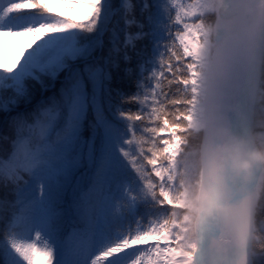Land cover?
<instances>
[{"label": "snow or ice", "instance_id": "obj_1", "mask_svg": "<svg viewBox=\"0 0 264 264\" xmlns=\"http://www.w3.org/2000/svg\"><path fill=\"white\" fill-rule=\"evenodd\" d=\"M156 7L145 32L124 0L126 26L140 31L121 48L112 0H0V112L29 102L32 81L47 90L67 73L59 98L12 116L0 135V187L14 197L0 198V264H264V192L253 207L228 154L197 160L189 149L216 0ZM255 7L264 12V0ZM110 30L101 65L94 53ZM145 36L155 57L128 98L140 107L113 111L109 69ZM11 37H30L18 57Z\"/></svg>", "mask_w": 264, "mask_h": 264}, {"label": "clouds", "instance_id": "obj_2", "mask_svg": "<svg viewBox=\"0 0 264 264\" xmlns=\"http://www.w3.org/2000/svg\"><path fill=\"white\" fill-rule=\"evenodd\" d=\"M255 3L216 0L207 15L208 49L189 133L195 159L213 148L230 156L253 207L264 192V12Z\"/></svg>", "mask_w": 264, "mask_h": 264}, {"label": "trees", "instance_id": "obj_3", "mask_svg": "<svg viewBox=\"0 0 264 264\" xmlns=\"http://www.w3.org/2000/svg\"><path fill=\"white\" fill-rule=\"evenodd\" d=\"M121 0H116V3L114 4V8L118 10V14L122 15V20L119 23V25L113 26V22L110 25V29L114 27L116 29L117 34L119 33V38L122 37L121 32L127 31L129 35H133L134 31H140V29L136 25L132 26H126L125 20H124V13L123 8H119ZM130 3L133 5V12L132 15H134L135 19H137L140 15V0H130ZM145 25L144 31H148L147 22L143 23ZM90 35V34H86ZM119 47L123 48V42L121 39ZM155 41L148 36H145L139 40H136L134 42V47L129 46L126 51L127 55L130 57V59L125 60L124 59V53L121 52L119 56L117 57V66L112 67L109 69L110 73V81H108V87L111 94V105L112 110L115 111L116 108H121L122 110H131L133 113H135L139 109V105L136 102H130L128 101L129 97L134 96L138 91H141V89L138 87L140 81L143 79V75H146L144 72L142 75L141 69H146L149 65V62L147 59L150 57L151 60L155 57V51H154V44ZM166 42V41H165ZM103 44L104 47L99 49V55L98 59H100V64L103 65L104 59H107L109 56V52L112 49L113 45L111 42V30L105 34L103 37ZM150 60V61H151ZM64 77H62V74L60 75V79L55 81L54 87H49L47 90H42V87L39 83L32 81L29 85V91L31 93V99L27 104L19 106L16 109H14L11 113L5 114L3 112H0V135H8L9 134V123L12 116L17 114H25V115H31L32 113L36 112L38 109V106L40 105L41 101H44L45 103L49 101L50 97L55 96L56 98H59L60 95V89L64 82ZM44 83L46 85H51L53 82L49 79H45ZM182 87V86H180ZM175 86H173V89ZM168 107H175V108H182V105H176ZM108 108V103H105V109ZM106 115H109V113L106 111ZM110 119H113L114 117L109 115ZM94 117L90 113L88 116L89 122L93 121ZM136 124H139L140 122H135ZM85 137H89L91 135V130L87 128L85 130ZM150 167V166H149ZM131 170V169H130ZM7 192V196L9 200H12L14 197L11 194L10 190H6L3 187H0V198H3ZM145 207L141 206L139 209V212L141 215L145 213ZM147 219V217H145ZM82 226V225H77ZM71 229V227L67 228V233ZM262 237H264V233H260ZM257 251H259V241H257Z\"/></svg>", "mask_w": 264, "mask_h": 264}, {"label": "rangeland", "instance_id": "obj_4", "mask_svg": "<svg viewBox=\"0 0 264 264\" xmlns=\"http://www.w3.org/2000/svg\"><path fill=\"white\" fill-rule=\"evenodd\" d=\"M163 2V0H152V6H153V11H151V12H149V13H145L144 15H141V17L140 18H138V23H141V24H143L145 21H147V18H148V15L149 14H156L158 11H160V9H158L157 7H156V5L157 4H161ZM112 3H113V5L116 3V0H112ZM144 3V2H143ZM123 4H124V0H122V2L119 4V8L121 9V8H123ZM142 6H143V4H142ZM142 6H141V8H142ZM54 10L55 11H60V12H63V10L62 9H60L58 6H54ZM65 15H68L67 13H64ZM121 20H122V15H119V16H117L116 15V17H115V19L112 21L113 22V26H116V25H119V23L121 22ZM123 32H121V34H122V37L121 38H119V33L117 34L118 35V38L119 39H121L122 40V42L125 40V37H126V35H129L128 34V32L127 31H124V27H123ZM139 32V31H138ZM136 34V33H135ZM134 34V35H135ZM22 40H23V38H20V37H11V38H5V43H6V46H7V49H8V55L9 56H12V57H18V55H19V52L20 51H22L23 49H24V46L26 47L27 46V44H28V42H29V40L28 41H24V42H22ZM13 41H15V46H13ZM86 42V41H85ZM22 43H24V44H22ZM99 53V50H97L95 53H94V56L95 57H97L98 58V54ZM150 60V59H149ZM74 67H77V68H83L84 67V62H81V61H77L76 63H75V65H74ZM151 67V65H148L147 66V68H150ZM146 68V69H147ZM143 69V68H142ZM141 69V70H142ZM146 73V75H147V72H145ZM62 74V77H64L65 78V76L67 75V73L66 72H62V73H60V75ZM60 75H59V77L57 78V80L58 79H60ZM26 103H28V102H21L19 105H17L15 108H19V106H21V105H24V104H26ZM14 108V109H15Z\"/></svg>", "mask_w": 264, "mask_h": 264}, {"label": "bare ground", "instance_id": "obj_5", "mask_svg": "<svg viewBox=\"0 0 264 264\" xmlns=\"http://www.w3.org/2000/svg\"><path fill=\"white\" fill-rule=\"evenodd\" d=\"M30 39V37H23V40H22V42H26V41H28ZM22 44H24V43H22ZM24 48H25V46H24Z\"/></svg>", "mask_w": 264, "mask_h": 264}]
</instances>
